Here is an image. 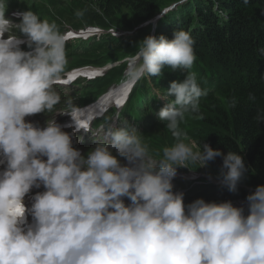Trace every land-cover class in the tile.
Here are the masks:
<instances>
[{
    "label": "clouds",
    "instance_id": "1",
    "mask_svg": "<svg viewBox=\"0 0 264 264\" xmlns=\"http://www.w3.org/2000/svg\"><path fill=\"white\" fill-rule=\"evenodd\" d=\"M5 11L0 0V264H264V184L247 195V211L230 200L185 205L184 193L173 191L177 168L189 162L203 167L222 156L221 183L231 191L247 171L236 151L207 143L194 150L180 139V122L207 94L187 71L195 60L187 31L146 35L125 61L131 84L165 66L186 71L156 96H174L157 115L177 142L156 160L135 127L115 126L117 115L93 132L94 147L82 154L55 117L43 128L25 119L60 101L54 85L67 64L65 34L31 10L19 23ZM20 34L30 50L21 49ZM41 186L28 223L24 197Z\"/></svg>",
    "mask_w": 264,
    "mask_h": 264
},
{
    "label": "trees",
    "instance_id": "2",
    "mask_svg": "<svg viewBox=\"0 0 264 264\" xmlns=\"http://www.w3.org/2000/svg\"><path fill=\"white\" fill-rule=\"evenodd\" d=\"M96 10L89 19L104 15L113 25L131 30L161 14L155 35L172 38L175 29H182L192 36L197 54L193 70L207 96L185 132L191 136L199 131L191 138L197 150L207 143L224 154L238 152L247 168L239 184H264V0H106ZM142 88L139 82L136 89ZM222 163V156L207 162L219 176ZM198 194L225 201L239 193L205 187Z\"/></svg>",
    "mask_w": 264,
    "mask_h": 264
},
{
    "label": "bare ground",
    "instance_id": "3",
    "mask_svg": "<svg viewBox=\"0 0 264 264\" xmlns=\"http://www.w3.org/2000/svg\"><path fill=\"white\" fill-rule=\"evenodd\" d=\"M30 1L31 0H25L24 3H21L20 6L24 8V10H31L30 7ZM106 0H88L87 3L83 4L80 9V15L82 19L86 15L85 21L87 25L86 32L88 33L89 38L95 37V36H100L103 32L109 31L114 25L109 22L108 18H106L103 15L102 20L100 19H89L88 15L92 13L95 10V13H98L96 10L98 7H100ZM68 13V11H65ZM112 16V13H111ZM44 17L47 18L48 20L51 19L49 15L44 14ZM54 20H58L59 17L56 16L53 18ZM122 36L120 35H107L104 37H101L95 41L90 42L89 44H95L98 42H103L99 43L98 45H95V47L91 48L88 53L82 54V55H77V58L81 60V57L83 58V63L86 65L90 66L94 71H99L103 73L105 76H108L111 73V68L116 67L118 69H125L126 68V63L124 62V54L125 50L127 49V44L126 41H122ZM88 44L83 46L80 50L79 53L82 52L87 48ZM118 52H122L120 57H117L116 54ZM119 66V67H117ZM165 70H162V72ZM125 73L118 72V75H124ZM178 79V82H182V79L179 75H173L171 79L163 81L160 85H157L152 88L153 93L151 90H148L150 94H144L141 93L138 89L135 90H127L126 86H120L118 87L113 94L109 96L103 97L99 102H97L94 105V110L97 112H101L103 109H105L109 104L114 102L116 104L118 95L122 94V96L125 99H130V103L125 105V109L127 113L125 116L127 118H130V120L138 125L142 124H147V125H153L156 123H159V117L157 115L158 111L160 108H162V103H165L164 100L161 98H157V94H162L166 93L167 88L170 86V83L174 81V79ZM140 82H143V88H147L148 84L140 80ZM100 83V82H99ZM166 86L165 88L163 86ZM199 85V84H198ZM201 86V85H199ZM127 90L128 97L124 94ZM144 91V90H142ZM112 93L109 92L108 94L110 95ZM137 93L139 96L146 100V104L142 105L139 109L136 107L130 106L133 103H138L135 99L137 96ZM168 97V96H166ZM164 97V98H166ZM169 101L172 99L171 97H168ZM159 103V104H158ZM196 112H188L185 114L184 119L180 122L179 129L181 131V128L183 126H188L189 122L192 120L193 115H195ZM82 117L89 119V116L86 115L85 113H82ZM166 123H161L158 126V133L162 135L161 138L155 139L152 138L150 135H147L143 138V141L146 142L149 145V151L151 150L152 145L159 144L160 146L164 144L168 145H173L177 142L176 137H174L173 133L169 131L168 129L165 128ZM182 135L180 139H182L185 143L187 144H192L191 138H195L196 134L199 133V131L196 129V131H193L192 135H188L184 132H181ZM102 134V133H101ZM154 159H157L156 157H153ZM180 170L178 174L175 175L173 178V181H177V178H182L185 175H189L190 173L187 174V171L184 169V167H178L176 171ZM176 188L173 189V191H182L184 195L188 196V200L184 201L185 205L188 203L194 201L197 198H200L197 193L194 191L192 186H187L183 185L182 183H177Z\"/></svg>",
    "mask_w": 264,
    "mask_h": 264
},
{
    "label": "rangeland",
    "instance_id": "4",
    "mask_svg": "<svg viewBox=\"0 0 264 264\" xmlns=\"http://www.w3.org/2000/svg\"><path fill=\"white\" fill-rule=\"evenodd\" d=\"M122 41H123V42L126 41L125 38H122ZM121 54H122V52H118V53L116 54V56H117V57H120ZM117 67H119V66H117ZM161 99L165 101L166 98H161ZM167 101L169 102V99H168V98H167ZM157 146H160V145L157 144ZM192 147L194 148L195 146L192 144ZM189 167H190V168H189ZM189 167H184V169L187 171V174H188L189 172H191V173H193V174H197V175H198V174H203V173L210 174V172H208V171L206 170L205 166L200 167V169H201L200 173H196V172L193 171V169L195 168V165H194L192 162H189ZM192 168H193V169H192ZM210 175H211V174H210ZM190 182H192V181L189 180L188 183H190Z\"/></svg>",
    "mask_w": 264,
    "mask_h": 264
},
{
    "label": "snow or ice",
    "instance_id": "5",
    "mask_svg": "<svg viewBox=\"0 0 264 264\" xmlns=\"http://www.w3.org/2000/svg\"><path fill=\"white\" fill-rule=\"evenodd\" d=\"M74 35V33H69L68 36H72ZM117 103H119V101H117Z\"/></svg>",
    "mask_w": 264,
    "mask_h": 264
}]
</instances>
